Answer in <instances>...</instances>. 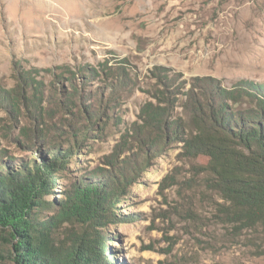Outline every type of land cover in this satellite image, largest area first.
<instances>
[{
	"label": "rangeland",
	"instance_id": "rangeland-1",
	"mask_svg": "<svg viewBox=\"0 0 264 264\" xmlns=\"http://www.w3.org/2000/svg\"><path fill=\"white\" fill-rule=\"evenodd\" d=\"M196 76L264 88V0H0V159H35L48 137L65 147L87 132L55 196L83 169L137 174L103 228L108 259L264 264L262 228L224 223L197 169L205 157L165 134Z\"/></svg>",
	"mask_w": 264,
	"mask_h": 264
},
{
	"label": "trees",
	"instance_id": "trees-1",
	"mask_svg": "<svg viewBox=\"0 0 264 264\" xmlns=\"http://www.w3.org/2000/svg\"><path fill=\"white\" fill-rule=\"evenodd\" d=\"M182 107L185 117L169 122L166 136L181 141L188 158L205 157L197 169L223 199L224 223L238 230L260 226L264 232V88L245 81L229 88L196 76ZM80 137L78 145L73 139L75 147L53 145L48 137L49 147L37 158L17 164L0 159V264H120L104 254L103 228L115 220L116 205L137 174L129 168L127 176L117 167L108 180L91 179L83 169L76 179L81 181H71L62 197L55 196L87 132ZM165 145L157 144L155 152ZM139 155L147 167L150 156ZM48 194L53 197L46 199Z\"/></svg>",
	"mask_w": 264,
	"mask_h": 264
}]
</instances>
